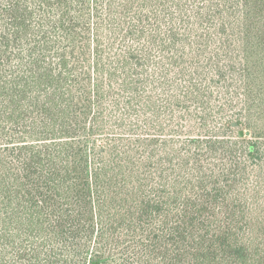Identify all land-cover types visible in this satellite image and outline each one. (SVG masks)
Here are the masks:
<instances>
[{
  "label": "trees",
  "instance_id": "1",
  "mask_svg": "<svg viewBox=\"0 0 264 264\" xmlns=\"http://www.w3.org/2000/svg\"><path fill=\"white\" fill-rule=\"evenodd\" d=\"M0 264H264V0H0Z\"/></svg>",
  "mask_w": 264,
  "mask_h": 264
},
{
  "label": "water",
  "instance_id": "2",
  "mask_svg": "<svg viewBox=\"0 0 264 264\" xmlns=\"http://www.w3.org/2000/svg\"><path fill=\"white\" fill-rule=\"evenodd\" d=\"M250 134H251V132H250L249 130H247V131H243V130H241V131L239 132V135H240V136L250 135Z\"/></svg>",
  "mask_w": 264,
  "mask_h": 264
}]
</instances>
